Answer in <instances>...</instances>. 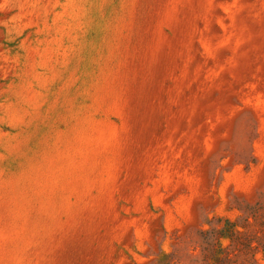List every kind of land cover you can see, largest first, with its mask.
I'll return each instance as SVG.
<instances>
[{
  "label": "rangeland",
  "instance_id": "obj_1",
  "mask_svg": "<svg viewBox=\"0 0 264 264\" xmlns=\"http://www.w3.org/2000/svg\"><path fill=\"white\" fill-rule=\"evenodd\" d=\"M263 201L264 0H0V264H212Z\"/></svg>",
  "mask_w": 264,
  "mask_h": 264
},
{
  "label": "trees",
  "instance_id": "obj_2",
  "mask_svg": "<svg viewBox=\"0 0 264 264\" xmlns=\"http://www.w3.org/2000/svg\"><path fill=\"white\" fill-rule=\"evenodd\" d=\"M217 223L220 227L200 231L202 251L212 264H260L257 254L264 253V201L245 211L239 219L219 217ZM225 240L229 243L225 244ZM242 252L251 253V257L240 261Z\"/></svg>",
  "mask_w": 264,
  "mask_h": 264
}]
</instances>
